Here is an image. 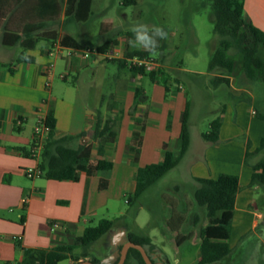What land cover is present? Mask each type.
<instances>
[{
	"label": "crops",
	"instance_id": "crops-1",
	"mask_svg": "<svg viewBox=\"0 0 264 264\" xmlns=\"http://www.w3.org/2000/svg\"><path fill=\"white\" fill-rule=\"evenodd\" d=\"M5 2L2 0L0 4V33L4 31L2 26L9 25L5 29V32L9 30V39L2 40L0 34V61L8 64L0 67V264H15L22 259L23 249L72 243L70 236H80L86 223H91L99 215L110 211L123 214L125 210H121L119 204L122 199L126 203L127 197L133 193L138 168L159 163L165 150L179 152L180 118L190 102L178 75L175 84L167 82L165 86L158 80L152 81L147 74L133 72L129 61L124 65L118 64L126 49L154 51L151 50L153 48L134 47L130 43L134 40L133 32L117 31L116 37L99 40L85 31L84 24L93 14V0L89 11L81 18L75 9L67 7V0H9V10L4 9L8 8ZM243 10L244 17L264 32V0H244ZM101 14L108 12L104 10ZM112 27L111 17L102 18V30ZM163 31L167 33L164 42H167L165 53L168 54L174 48L175 39L170 30ZM89 46L96 49L92 61L88 60L89 55L83 57L74 52ZM53 49L55 54L49 55ZM21 51L31 56L33 61L17 62ZM111 52L115 55L109 56ZM149 58L154 59L150 54ZM58 61L62 66L59 72L56 70ZM51 62L53 68L47 72ZM109 62L117 65L113 79L105 73ZM170 63L160 67L171 73L188 71ZM83 69L90 71L86 83L89 89L95 90L93 94L80 91L81 84L85 83V79L80 77ZM125 72L128 75L125 76ZM190 72L203 74L201 71ZM212 74L214 78L222 76L228 79L227 84L212 80L215 91L225 96V100L218 104L219 114L212 118L220 120L219 139L206 141L202 137L206 131L197 132L198 140L193 147L192 114L189 110L190 144L180 162L171 170L183 166L192 191L198 186L196 178L214 179L222 173L236 175L239 190L231 221L236 223V213H247L253 202L249 186L252 169L245 164V155L248 143L252 152L264 138V120L256 116L253 105L247 107L244 101H237L241 94L249 97L251 103L254 99L253 93L242 82L234 81L235 73ZM222 84L227 87L225 91ZM104 86L107 94L101 91ZM41 116L51 119L53 137L72 136L68 142L72 149L83 142L90 143L91 158L111 161L112 168L98 170L92 175L80 171L77 180H50L43 174L28 178L25 169L41 163L29 155L33 127ZM97 118L102 123L111 120L114 142L100 143L92 138L93 123ZM137 120L143 121V128ZM212 120L208 121V127ZM81 132L85 133L83 137H79ZM134 132L142 135L137 161L129 150ZM241 135L245 138L238 142ZM251 137L255 141L253 144ZM101 178L108 180L107 188L102 190L98 188ZM166 201L176 210L182 206L187 209L193 204L185 200L182 206H177L169 197ZM163 206L166 208L167 204ZM144 207L141 202L137 215ZM175 214L185 216L181 211ZM253 216L251 227L257 226L261 214L253 212ZM200 221V216L193 213L192 225L198 226ZM202 223L199 231L208 225V218ZM137 229L141 231L138 224Z\"/></svg>",
	"mask_w": 264,
	"mask_h": 264
},
{
	"label": "rangeland",
	"instance_id": "rangeland-1",
	"mask_svg": "<svg viewBox=\"0 0 264 264\" xmlns=\"http://www.w3.org/2000/svg\"><path fill=\"white\" fill-rule=\"evenodd\" d=\"M5 1L8 8L4 9L9 10V0ZM0 4H2V0ZM104 10L108 14H101ZM92 13L89 20L84 24V29L88 34L94 35L96 39L103 40L116 37L117 31L133 32L132 30L136 26L144 25L151 31L149 35L155 41L154 47L151 49L154 51L149 53L150 56L154 57L153 61L159 65L171 62V66H180L188 70L175 73L167 70V82L175 84V78L179 76L178 78L185 85V92L190 102L189 110L192 114V141L194 147L195 142L198 140L197 132H205L209 129L208 121L219 114L218 104L225 100L222 93L218 94L215 91L212 83L214 78L212 73H225V70L220 67L208 70L210 60L218 47L220 39V36L214 30L212 0H137L135 5L128 6L122 5L121 0H93ZM107 16L111 17L113 27L104 31L101 29V22L102 18ZM67 25H69V22ZM7 28H9V25L2 26V30H4L1 32L2 34L0 33L2 40L6 37L9 39V30L5 32ZM156 28L170 30L173 33L175 45L169 51L170 54L165 53L168 46L167 42H164L166 37L158 38L152 31ZM128 39L130 40L129 37ZM163 43L164 48L162 47ZM235 51V49L230 50L231 53H235ZM94 57V52H91L88 60L92 61ZM235 62L237 68L235 75L237 77L234 81L239 84L242 82L243 86L253 93V102L244 101V103L247 107L253 105L254 109L257 108L264 117L263 84L259 81L248 80L244 72H238L242 64L241 55L237 54L235 56ZM61 69V63L58 61L56 70L59 72ZM190 71H201L203 74ZM116 72L117 65L109 62L105 68V73L112 78ZM89 73V69L80 71V77L85 79L83 81L85 83L81 84L80 91H90L93 94L95 90L89 89L86 83ZM126 75H128V72H125ZM158 82L164 85L160 78ZM221 87L224 89L223 91L227 89L224 84ZM109 89L111 93L112 89ZM102 90L107 94L105 86ZM106 98H108V95H106ZM260 119L264 120L263 118ZM244 138L245 136L241 135L238 142H243ZM250 140L252 144L255 142L253 137ZM260 158H264V150L259 154L250 156L251 162H256ZM182 167L168 171L155 182L141 198V202L145 204V207L139 215L134 219L118 220L109 232L93 242L89 248L90 256L84 260L96 256L99 259V264H111L118 253L117 246L126 242L127 232L136 230L138 224L141 226V232L151 238L153 245L147 247V249L152 258L159 264H163L166 258L170 264H193L197 261L198 246L200 244L199 228L202 227L203 219L205 220L207 215L205 207L197 205L193 200V191ZM249 186L253 196L252 207L248 208L247 213H236V223L231 222L229 227L228 244H230L231 253L212 264H264V185L255 188ZM167 197L172 198L177 206L178 204L182 206L186 200L189 204L193 203L194 208L190 204L187 209H184L183 206L177 210L172 209L169 205L170 202L166 201ZM119 208L125 211L128 208L123 199L120 201ZM180 211L185 212L184 222L177 231H173L167 225V220L173 213ZM253 212L261 214V218L257 219L258 224L255 227H251V221L254 218ZM193 213H197L201 218L198 226H193L191 223ZM119 216L117 212L110 211L99 215L91 223L86 224L94 225L99 218L114 219ZM188 234L192 236L190 239H187L182 245L176 244L178 235ZM70 237L73 238L74 236ZM71 260L68 262L70 263ZM129 264L137 263L130 262Z\"/></svg>",
	"mask_w": 264,
	"mask_h": 264
},
{
	"label": "trees",
	"instance_id": "trees-1",
	"mask_svg": "<svg viewBox=\"0 0 264 264\" xmlns=\"http://www.w3.org/2000/svg\"><path fill=\"white\" fill-rule=\"evenodd\" d=\"M244 0H212V12L214 14V30L220 36L218 47L215 50L209 64V69L216 67L223 68L225 74L235 73L237 54L242 57L240 70L244 72L246 78L252 81H259L264 86V32L251 24L244 17ZM137 0H121L122 5H135ZM91 0H67V7H72L77 12L76 15L81 18L89 11ZM164 43L162 44V47ZM235 49V53L230 50ZM148 51H135L126 49L119 65H124L128 60L139 57L149 58ZM17 62H32L33 58L21 51ZM8 66L7 63L0 61V67ZM133 72L147 74L152 81L158 80L167 83V70L158 67L157 70L147 71L144 67L130 65ZM228 83V79L222 76H216L213 81ZM237 101H246L251 103V99L245 94L239 95ZM256 116L263 118V115L256 108ZM189 105L181 114V129L179 134L180 150L174 153L165 150L163 158L159 163H152L137 170L136 185L133 193L126 199L128 208L119 217L114 219L101 218L94 225H87L80 236L73 237L72 243L61 242L51 248H26L23 249L22 259L15 264H74L80 260L87 259L90 256L89 248L99 238L109 232L118 220L127 218L134 219L141 207V196L151 185L157 182L165 173L174 168L185 155L190 144V131L188 127ZM137 124L143 128V121L137 120ZM111 120L102 121L97 118L93 123L92 138L100 143L114 142L115 132L111 130ZM46 124L49 127V133L44 144L40 169L46 179L50 180H77L78 172L83 171L87 175L95 174L98 170H109L113 164L105 159H93L90 156L91 144L81 143L78 148L72 149L68 142L72 136H62L55 138L52 135L53 123L49 117H46ZM220 120L215 118L209 124V129L203 133L202 137L206 141L216 142L219 139ZM84 132L79 134L83 137ZM142 143L140 132H134L129 150L133 153L134 161L138 160ZM250 144H247L245 155V164L251 167L252 176L251 186L264 185V158L256 162H251L252 154H259L264 150V138L261 139L259 146L252 152L249 151ZM198 186L193 191V200L199 206L205 207L208 218V225L200 229V245L198 250V259L195 264H212L222 260L231 253L228 244L229 227L232 221V212L234 208L236 194L239 190V180L236 175L222 173L216 178H196ZM108 180L101 178L98 183L100 190L107 188ZM252 205H249L251 208ZM184 215L173 213L167 220V225L173 231H177L184 222ZM191 236L178 235L176 244L179 245ZM126 241H131L142 245L151 261L159 264L150 255L147 247L152 246L151 238L142 233L139 229L128 231ZM123 244L117 246L118 253L111 264L118 261ZM79 250L77 253L76 251ZM72 259V260H71ZM71 260L69 263L68 261ZM94 264H99L96 256L89 258ZM136 262L145 264L140 252L135 248H129L124 264ZM163 264H170L165 260Z\"/></svg>",
	"mask_w": 264,
	"mask_h": 264
},
{
	"label": "built area",
	"instance_id": "built-area-1",
	"mask_svg": "<svg viewBox=\"0 0 264 264\" xmlns=\"http://www.w3.org/2000/svg\"><path fill=\"white\" fill-rule=\"evenodd\" d=\"M95 50H96L95 48L89 46L85 48H78L74 50V52L77 55L87 57L89 53ZM54 54H55V49L49 51V55H54ZM113 55H114L113 52L109 53V56H113ZM128 61L130 65L137 66V67H144V69H146L147 71L156 70L158 67H160V65L155 63V61H153V59L151 58L134 57ZM52 68H53V63L51 62L48 65L47 72H50ZM46 85L48 86L49 83L47 82ZM48 133H49V127L46 124V118L41 116L39 120L37 121V123L34 125L33 131H32L31 145L29 148V155L31 158L36 159V160L42 159V152H43L44 144L46 142ZM25 175L30 179L41 176L42 171L40 169V164L39 166H36V167L26 168Z\"/></svg>",
	"mask_w": 264,
	"mask_h": 264
},
{
	"label": "clouds",
	"instance_id": "clouds-1",
	"mask_svg": "<svg viewBox=\"0 0 264 264\" xmlns=\"http://www.w3.org/2000/svg\"><path fill=\"white\" fill-rule=\"evenodd\" d=\"M134 40L130 41L134 47H143L144 49H150L154 47L155 41L152 36L149 35V30L144 25H138L133 28ZM154 34L160 38H165L167 33L162 29L156 28Z\"/></svg>",
	"mask_w": 264,
	"mask_h": 264
},
{
	"label": "water",
	"instance_id": "water-1",
	"mask_svg": "<svg viewBox=\"0 0 264 264\" xmlns=\"http://www.w3.org/2000/svg\"><path fill=\"white\" fill-rule=\"evenodd\" d=\"M129 248L137 249L140 252L145 264H154L151 261L150 257L148 256L145 248L142 245L136 244V243L131 242V241H126L123 243L118 261L115 264H124ZM74 264H94V263L90 260H80Z\"/></svg>",
	"mask_w": 264,
	"mask_h": 264
}]
</instances>
